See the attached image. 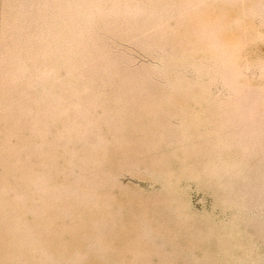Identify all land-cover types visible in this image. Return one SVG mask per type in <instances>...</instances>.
<instances>
[{
    "label": "rangeland",
    "instance_id": "obj_1",
    "mask_svg": "<svg viewBox=\"0 0 264 264\" xmlns=\"http://www.w3.org/2000/svg\"><path fill=\"white\" fill-rule=\"evenodd\" d=\"M0 264H264V0H0Z\"/></svg>",
    "mask_w": 264,
    "mask_h": 264
}]
</instances>
